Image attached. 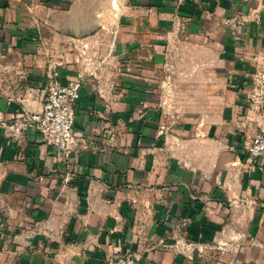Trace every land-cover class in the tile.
Segmentation results:
<instances>
[{
	"label": "crops",
	"instance_id": "obj_1",
	"mask_svg": "<svg viewBox=\"0 0 264 264\" xmlns=\"http://www.w3.org/2000/svg\"><path fill=\"white\" fill-rule=\"evenodd\" d=\"M54 64L68 156L34 119ZM259 70L264 0H0V264H264Z\"/></svg>",
	"mask_w": 264,
	"mask_h": 264
},
{
	"label": "built area",
	"instance_id": "obj_2",
	"mask_svg": "<svg viewBox=\"0 0 264 264\" xmlns=\"http://www.w3.org/2000/svg\"><path fill=\"white\" fill-rule=\"evenodd\" d=\"M246 15L236 14L225 20L231 26H241ZM83 79L65 80L60 64L51 65L46 73V90L42 111L34 117L44 141L68 156L74 141L77 104ZM252 110L264 113V70L254 76L253 90L249 96ZM253 159L264 160V131L258 132L247 147ZM107 264H140L138 256L124 253L111 256Z\"/></svg>",
	"mask_w": 264,
	"mask_h": 264
}]
</instances>
